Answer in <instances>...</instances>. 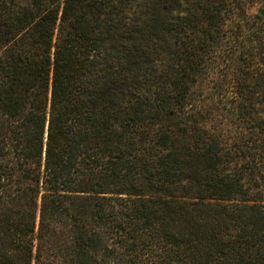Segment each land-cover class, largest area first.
Listing matches in <instances>:
<instances>
[{
    "label": "trees",
    "instance_id": "16d2710c",
    "mask_svg": "<svg viewBox=\"0 0 264 264\" xmlns=\"http://www.w3.org/2000/svg\"><path fill=\"white\" fill-rule=\"evenodd\" d=\"M0 264H264V0H0Z\"/></svg>",
    "mask_w": 264,
    "mask_h": 264
}]
</instances>
